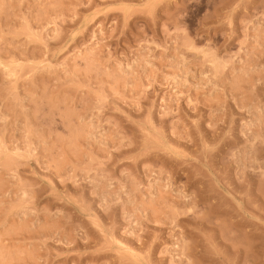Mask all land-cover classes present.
<instances>
[{"label":"rangeland","instance_id":"374dc122","mask_svg":"<svg viewBox=\"0 0 264 264\" xmlns=\"http://www.w3.org/2000/svg\"><path fill=\"white\" fill-rule=\"evenodd\" d=\"M0 264H264V0H0Z\"/></svg>","mask_w":264,"mask_h":264}]
</instances>
